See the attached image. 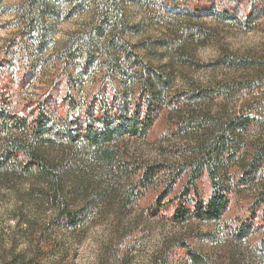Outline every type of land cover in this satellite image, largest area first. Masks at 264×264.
Listing matches in <instances>:
<instances>
[{"label":"trees","instance_id":"16d2710c","mask_svg":"<svg viewBox=\"0 0 264 264\" xmlns=\"http://www.w3.org/2000/svg\"><path fill=\"white\" fill-rule=\"evenodd\" d=\"M130 1L155 17L179 20L184 24L182 41L194 43L208 39L206 27L199 23L206 16L243 30H252L264 19V0H65V19L82 13L88 19L68 37L57 61L70 70L80 68L82 73L96 63L101 74L98 95L84 106L68 93L59 104L50 97L34 113L23 115L0 92V190L19 179L39 183L38 197L50 213L46 221L49 232H77L95 218V201L83 199L75 205L70 191L73 180L91 168L103 177L127 174L131 185L126 192L132 204L160 175L172 173L171 183L146 212L152 219L161 217L176 225L190 220L219 221L228 208L232 184L248 182L264 171V100L253 95L264 89V51L252 57L227 52L214 65L247 72V78L173 95L169 91L174 75L169 68L149 66L125 39L136 33V26L126 17ZM55 2L20 0L15 7L19 35L27 36L37 51L51 41L54 28L49 19L59 16ZM126 76L135 84L129 100L112 88L111 100L106 99L109 87L123 83ZM65 83L69 84L67 76ZM171 108L184 110L181 130L194 135L189 162L177 171L161 164L129 163L130 169L126 167L118 153L119 143L144 138L162 112ZM252 136L255 140L248 141ZM52 147L64 149L68 159L51 160L47 150ZM241 165L244 171L235 181L231 169ZM188 172L182 188L168 197L173 185ZM203 176L211 189L207 200L200 195ZM261 206L264 208V200L258 202ZM180 249L181 258L164 254L154 264H204L188 246ZM25 264L39 263L32 257Z\"/></svg>","mask_w":264,"mask_h":264},{"label":"rangeland","instance_id":"374dc122","mask_svg":"<svg viewBox=\"0 0 264 264\" xmlns=\"http://www.w3.org/2000/svg\"><path fill=\"white\" fill-rule=\"evenodd\" d=\"M19 2L0 0V92L8 95L14 111L23 115L34 113L38 104L50 97L59 104L67 93L87 105L93 95H98L99 67L94 63L86 73L80 68L70 70L57 61V54L68 37L87 21L88 14L65 19V0H56L59 16L49 19L54 28L51 41L37 51L27 36L19 35L14 24ZM126 17L136 26V33L125 39L149 66L169 68L174 75L169 91L173 95H188L196 88L247 78V72L214 65L227 52L252 57L264 51V19L252 30H243L206 16L199 23L206 27L208 39L194 43L182 41L184 24L179 20L155 17L133 1L126 5ZM111 88L127 99L135 84L129 76L121 84H112L105 95L109 101ZM253 95L264 100V89ZM184 121L183 109L164 110L144 138L119 143L118 153L126 167L138 163L183 169L192 158L194 137L181 130ZM254 140L252 136L248 141ZM47 155L56 161L69 157L60 147L48 149ZM243 168H232V179L237 181ZM189 175L182 174L168 197L182 188ZM173 177L172 173L160 175L132 204L126 192L131 185L127 174L103 177L93 168L79 174L70 190L73 201L79 205L83 199H93L96 212L93 221L77 232H49L46 221L50 213L38 197L41 185L30 179L15 180L0 190V264H25L32 257H37L39 264H154L164 254L181 258L182 246L202 257L204 264H264V208L258 207L264 200V171L248 182L232 184L227 210L212 223L190 220L176 225L148 216L146 208L161 197ZM199 189L202 199L207 200L211 189L205 176Z\"/></svg>","mask_w":264,"mask_h":264}]
</instances>
